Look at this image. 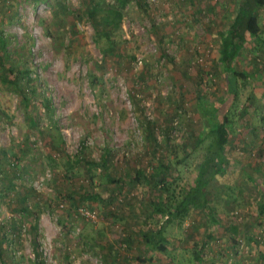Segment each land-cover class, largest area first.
Segmentation results:
<instances>
[{
	"label": "rangeland",
	"instance_id": "rangeland-1",
	"mask_svg": "<svg viewBox=\"0 0 264 264\" xmlns=\"http://www.w3.org/2000/svg\"><path fill=\"white\" fill-rule=\"evenodd\" d=\"M237 3L0 0V264H253L264 252V5L231 83L220 36ZM206 172L217 225L191 204L169 220ZM157 230L165 252L146 240Z\"/></svg>",
	"mask_w": 264,
	"mask_h": 264
},
{
	"label": "trees",
	"instance_id": "trees-1",
	"mask_svg": "<svg viewBox=\"0 0 264 264\" xmlns=\"http://www.w3.org/2000/svg\"><path fill=\"white\" fill-rule=\"evenodd\" d=\"M260 5H264V0H238L237 9L232 23L230 24L227 31L220 36V40L223 45L221 58H223L224 61L222 63H224V70L227 73L228 79L231 83H233L238 76H245L243 73H240L239 75V73H237L230 64L231 60L237 55V53L241 50L243 44L248 40V37L259 38L258 36L260 34V25L253 8ZM92 15H94V13ZM120 15L121 14L117 9H115L114 7H108V9H106V13L103 14L102 17L107 20H119ZM93 20L96 24L97 19H95V15ZM97 26L98 25L96 24V27ZM43 104L46 108H49L50 106L48 100ZM224 122V120H219L217 124L210 129V132L213 135V141L210 146L212 148H215V152L219 157V162L220 158L222 157L223 146L226 141ZM206 173L208 174L206 175L203 173V177L201 179H198V183L195 189H193L194 191L190 194L188 193V195H186L181 201L180 205L174 207L172 211H168L167 218L169 220L182 215V213H185L186 204H191L193 207L205 210L206 214L209 216L210 222L215 223L213 210L209 205H207V199L205 197V187L211 180L213 174L211 172ZM137 176H139V174ZM137 176L135 178H138ZM158 211L166 212L163 208L160 207L158 208ZM146 240L153 250L165 252L167 249L165 246L166 238L162 230H157L149 235H146Z\"/></svg>",
	"mask_w": 264,
	"mask_h": 264
},
{
	"label": "crops",
	"instance_id": "crops-1",
	"mask_svg": "<svg viewBox=\"0 0 264 264\" xmlns=\"http://www.w3.org/2000/svg\"><path fill=\"white\" fill-rule=\"evenodd\" d=\"M192 208H195V209H197V207H192ZM201 209V208H200ZM212 210H213V216H214V218H215V223H212V222H210V220H209V216L207 215V217L206 218H208V225L211 227V226H213V224H216L217 225V220H219L218 219V217H223V214H220V213H218L217 211H215L214 209H213V207H212ZM205 211V210H204ZM206 212V211H205ZM199 222V221H198ZM252 224H253V222H252ZM246 227H248L249 229L251 228L250 227V225H246ZM255 232V234L256 233H259V232H257V231H254ZM262 248H263V246H259L258 247V250H260V251H258V256L259 257H257V259H253L251 262L253 263V264H264V252H262ZM246 260V259H245ZM244 262L245 261H240V260H238V259H235V264H244ZM248 262V261H247ZM202 264V263H201ZM249 264V263H248Z\"/></svg>",
	"mask_w": 264,
	"mask_h": 264
},
{
	"label": "built area",
	"instance_id": "built-area-1",
	"mask_svg": "<svg viewBox=\"0 0 264 264\" xmlns=\"http://www.w3.org/2000/svg\"><path fill=\"white\" fill-rule=\"evenodd\" d=\"M138 62L140 63L141 60L138 59ZM83 214H85L86 217H89V218H94L95 217V213L90 211V210H85V211H82Z\"/></svg>",
	"mask_w": 264,
	"mask_h": 264
}]
</instances>
